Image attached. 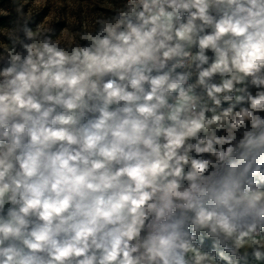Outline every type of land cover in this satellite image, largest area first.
<instances>
[{
	"label": "clouds",
	"instance_id": "9594fccd",
	"mask_svg": "<svg viewBox=\"0 0 264 264\" xmlns=\"http://www.w3.org/2000/svg\"><path fill=\"white\" fill-rule=\"evenodd\" d=\"M12 14L0 264H264V0Z\"/></svg>",
	"mask_w": 264,
	"mask_h": 264
},
{
	"label": "rangeland",
	"instance_id": "374dc122",
	"mask_svg": "<svg viewBox=\"0 0 264 264\" xmlns=\"http://www.w3.org/2000/svg\"><path fill=\"white\" fill-rule=\"evenodd\" d=\"M26 4V11L36 15L37 22H46L48 19H59L60 27H65L70 21L79 20L82 15L104 11L111 7L118 6L122 0H72L76 5L74 8L68 6L67 0H21ZM63 3V7L58 4ZM96 4V7H93ZM11 0H0V17L7 16L5 25L0 26V30L11 27L10 21L14 19V14L10 15Z\"/></svg>",
	"mask_w": 264,
	"mask_h": 264
},
{
	"label": "trees",
	"instance_id": "16d2710c",
	"mask_svg": "<svg viewBox=\"0 0 264 264\" xmlns=\"http://www.w3.org/2000/svg\"><path fill=\"white\" fill-rule=\"evenodd\" d=\"M7 19H8L7 16H1V17H0V26L5 25Z\"/></svg>",
	"mask_w": 264,
	"mask_h": 264
}]
</instances>
